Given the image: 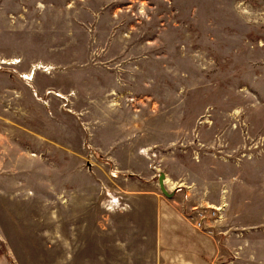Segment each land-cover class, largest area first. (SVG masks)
Returning a JSON list of instances; mask_svg holds the SVG:
<instances>
[{
    "label": "rangeland",
    "instance_id": "rangeland-1",
    "mask_svg": "<svg viewBox=\"0 0 264 264\" xmlns=\"http://www.w3.org/2000/svg\"><path fill=\"white\" fill-rule=\"evenodd\" d=\"M11 137L33 160L0 171V264H55L36 183L55 170L98 172L111 204L163 175L191 220L223 207L202 230L228 238L217 264H264V0H0Z\"/></svg>",
    "mask_w": 264,
    "mask_h": 264
},
{
    "label": "crops",
    "instance_id": "crops-1",
    "mask_svg": "<svg viewBox=\"0 0 264 264\" xmlns=\"http://www.w3.org/2000/svg\"><path fill=\"white\" fill-rule=\"evenodd\" d=\"M0 145V171L11 168L14 173L16 161L23 163L18 170L23 171L25 160H33L14 148L12 137ZM42 174L37 187L52 189L57 212L49 248L55 264H217L222 259L227 236L214 237L211 227L197 230L187 216L188 207L185 211L179 201L161 197L148 171H139V180L123 179L114 193L116 204L106 199L98 172L55 170L48 182ZM215 204H220L219 198Z\"/></svg>",
    "mask_w": 264,
    "mask_h": 264
},
{
    "label": "built area",
    "instance_id": "built-area-1",
    "mask_svg": "<svg viewBox=\"0 0 264 264\" xmlns=\"http://www.w3.org/2000/svg\"><path fill=\"white\" fill-rule=\"evenodd\" d=\"M203 207V206H202ZM206 207V208H204ZM203 208H200L197 212V218L194 219V226L197 230H203L204 229V223L209 219H214V217L219 214V212L222 210V206H218L215 209H212V212L209 216H207V211L210 209L208 206H204Z\"/></svg>",
    "mask_w": 264,
    "mask_h": 264
},
{
    "label": "water",
    "instance_id": "water-1",
    "mask_svg": "<svg viewBox=\"0 0 264 264\" xmlns=\"http://www.w3.org/2000/svg\"><path fill=\"white\" fill-rule=\"evenodd\" d=\"M163 180H164V176L163 175H160V177L158 179V185H159V188L162 191V193L165 194V195H167L166 190H165V187H164Z\"/></svg>",
    "mask_w": 264,
    "mask_h": 264
},
{
    "label": "bare ground",
    "instance_id": "bare-ground-1",
    "mask_svg": "<svg viewBox=\"0 0 264 264\" xmlns=\"http://www.w3.org/2000/svg\"><path fill=\"white\" fill-rule=\"evenodd\" d=\"M163 183H164V186H165V182H164V180H163Z\"/></svg>",
    "mask_w": 264,
    "mask_h": 264
}]
</instances>
